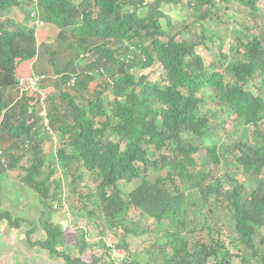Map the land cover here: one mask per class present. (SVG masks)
<instances>
[{
  "label": "trees",
  "instance_id": "1",
  "mask_svg": "<svg viewBox=\"0 0 264 264\" xmlns=\"http://www.w3.org/2000/svg\"><path fill=\"white\" fill-rule=\"evenodd\" d=\"M229 1L154 0L147 4L144 0H0V193L6 175L21 168L25 173L21 182L47 209L50 204L46 202L59 200L61 189L60 182H55L54 190L49 189L55 162L70 173L73 182L88 174L95 183L97 207L85 210L86 215L96 221L97 217L107 219L111 230L120 231L116 248L132 257L120 264H142L139 249L129 253L126 242L140 233L142 225L129 218L130 210L151 218L155 234L167 239L162 243L155 238L158 251L152 250L145 264H228L220 241L189 242L185 237L196 232L201 208L207 205L216 224H232L236 249L244 246L255 252L254 234H263L264 242V133L260 124L264 122V101L246 88L263 69L264 38L248 34L246 42L235 39L230 46L234 55L220 63L221 69L214 62L206 66L194 53L196 44L182 37L190 24L168 35L170 31L161 23L165 18L170 26L163 6H185L202 20L218 11V2ZM238 1L255 9L256 0ZM13 6L36 9L44 26H54L59 30L57 39L73 48L69 61L60 64L54 76L31 73L45 76L35 90H21L16 72L20 65L38 57L37 27H18L10 18L4 19ZM199 30L205 32L202 26ZM68 35L75 43L64 40ZM87 46L94 48L92 58H80V50ZM155 62L161 68L159 79L150 81L147 73L133 74L138 69H150ZM98 67L103 68L102 73ZM72 78L74 83H70ZM94 82L98 83L93 88ZM203 88L211 89L212 100L222 112L235 115V124L253 127L260 145L250 148L238 141L227 149L204 144L211 128L198 114L204 100L196 94ZM48 89L52 91L46 93ZM42 111L47 124L40 116ZM197 152H204L199 161L193 157ZM233 152L234 165L248 178L246 185H254L250 189L227 172V161L222 164V158ZM45 166L47 176L42 173ZM208 167H223L230 187L225 188L223 181L213 177L215 172L205 170ZM207 181L210 183L204 184ZM9 184L23 197L19 180ZM125 185L135 188L128 192L123 189ZM193 189L198 190L199 199L186 196L185 190ZM89 197L85 196L84 202ZM3 219L17 229L24 222L0 209V223ZM41 229V240L32 242L31 230L25 232L26 241L46 250L49 256H59L66 264L101 261L92 255L91 262L85 263L65 252L69 235L60 224L44 220ZM82 232L81 239L74 242L79 254L87 247ZM143 250L140 254L148 253ZM168 250L170 255L165 256ZM256 261L264 264V257Z\"/></svg>",
  "mask_w": 264,
  "mask_h": 264
},
{
  "label": "rangeland",
  "instance_id": "2",
  "mask_svg": "<svg viewBox=\"0 0 264 264\" xmlns=\"http://www.w3.org/2000/svg\"><path fill=\"white\" fill-rule=\"evenodd\" d=\"M144 1L147 4H151L154 0ZM217 5L218 11L215 12L211 18L206 17L202 20L185 6H163L169 19L170 26L166 25L165 18L161 19V23L166 30L170 31V33L167 32L168 35L175 34L176 30H181L184 26L190 24L189 26L191 27L189 30L182 32V37L196 44L194 53L201 57L206 66L214 62L221 68L220 63L228 62L232 55H234L230 46H234L236 43L235 39L246 42V36L248 34L264 38V0H256L254 10L245 7L238 0H230L228 3L218 2ZM32 12L34 11L29 7L23 6L19 8L18 6H13L4 16V19L10 18L18 27L23 26L30 28L32 24H34V19L31 17ZM1 20L3 19H0V21ZM193 20L194 24L192 23ZM181 25H183V27H181ZM200 26L205 29L204 33L200 32ZM54 29L55 27L49 24L35 29L37 46H39L38 57L31 62L20 65L16 72L17 77H26L31 73H45L47 76H54L59 65L69 61L68 56L70 57L71 49L73 48L64 46L63 39H57L59 30ZM64 40L72 43L75 39L68 35L64 37ZM73 43H75V41ZM109 43L111 46L114 45L113 42ZM83 49L80 50V53H83L82 51L85 50L87 51L84 53H88L90 49L93 50L92 46H87V48ZM241 51L242 48L239 49V52ZM90 55L91 52H89V56ZM89 56L87 58H89ZM221 69L218 70L221 71ZM160 70L159 64L155 62L150 69H138L136 72L133 71V74L135 76H140L141 74L147 73L149 80L155 81L159 79ZM228 78V76H225V80H228ZM98 82H94L91 87L94 88V85ZM246 90L253 95H258V97L264 101V66L263 69L259 70L253 76ZM49 91L52 90L48 89L46 93ZM196 96H201L204 100V103L198 110V114L201 119L206 120L207 126L211 128V134L203 140L204 144L222 145L227 147V149H231L238 141L250 148L260 145L255 141V131L253 127L244 126L242 124L237 125L234 120L235 115L230 114L227 116L222 112V108L215 100H212L213 96L210 88H203ZM263 113L264 111L262 109L261 114ZM260 124L264 133V122ZM55 135L56 144L59 145L58 135L56 133ZM45 151L48 152V149L45 148ZM235 154L236 153L233 152L232 154L230 153L229 156L227 155L225 159L222 158V164H224V161H227V169H229L227 172L244 186L248 183V178L241 174V169H238V166L234 165L235 161L233 156ZM203 155L204 152H197L193 157L199 161ZM26 166L27 165H24V167ZM53 166L55 171L49 179L51 182L49 184V189L51 191L55 189V182L61 183V189L58 190L59 200L52 199L46 202L48 205L50 204L47 209L42 205L40 198L21 182V177L25 175L21 168H16L13 174L6 175L7 182L2 180L4 187L1 189L0 193L2 199L0 209L8 212L14 218H23L24 222H21L19 229L11 227L7 220L4 219L0 223V264H66L61 257H51L46 250L33 247L26 241L25 232L31 230H33L32 234L29 236L31 241L36 242L41 240L44 236L41 229L42 224L44 220L48 219L53 225L60 224L64 227L66 233L69 235L65 238L67 241L64 251L71 253L73 257H80L85 263L91 262L92 255L94 258L101 260L99 264H102V261L107 264H111L113 261L115 264H120L121 261L132 260L128 252L123 253L121 249L116 248L120 238V231L111 230L109 220L97 217L96 221L92 216L86 215L85 210L90 211L97 207V197L94 189L95 183L89 179L88 174H84L85 176L83 179H77L73 182L72 176L70 173H67V170L63 166L55 162ZM200 169L201 168L197 166L196 171ZM208 169L211 174L215 172L213 177L219 178L225 183H223L225 188L230 187L229 182L226 177H224V172L226 171L223 167H219L216 170L210 167L205 168V170ZM42 173H44V176H47L48 170L46 166L43 168ZM41 178H43V176H41L40 179ZM15 180H19L20 190L24 192L23 197L16 192V190H12V186L9 184L15 182ZM210 181L204 184L210 183ZM226 181L228 183H226ZM253 186V183H251V185H246L244 188L250 189ZM134 188V186H123V189L128 192ZM185 194L186 196L191 195L194 199H199L200 197L197 189L189 190L188 192L185 190ZM88 195H90V197L85 199L86 202H84L83 198ZM52 206L53 208L51 210L50 207ZM209 207L210 206L207 205L201 208L203 213L196 227V232H193V234L186 233V239H188L189 242L199 241L200 243H208V239L218 240L222 244V251L227 254L228 264H257L256 260L260 257H264V242L261 241L263 234L257 235V233H255L253 236L255 252L252 253V249L245 248L244 246L236 249L234 245L237 244V239L232 224L229 225L228 222L216 224L218 221L213 217V212L210 211ZM198 209H200V206H198ZM42 213L43 215H41ZM129 216V218L133 220H138L140 225L142 224L140 233L136 237H128L126 241L129 253H133L139 249V259L142 264H145L147 255L151 253L152 250L156 253L158 251V244L156 242L154 243L155 238L162 243H165L167 239L163 238L161 234H155L152 219L143 217L140 211L130 210ZM216 226H218V228ZM212 230H218V232H212ZM81 231L84 232H82V235L84 234L83 239L87 247L82 254H79L78 249L74 246V242L75 240L81 239ZM209 232H211L212 236H209ZM100 242L104 243L110 250H104L99 244ZM143 248L144 253L147 251L148 253L143 255L140 254V250ZM169 255L170 251L168 250L165 252V256ZM209 263L212 264V261Z\"/></svg>",
  "mask_w": 264,
  "mask_h": 264
},
{
  "label": "built area",
  "instance_id": "3",
  "mask_svg": "<svg viewBox=\"0 0 264 264\" xmlns=\"http://www.w3.org/2000/svg\"><path fill=\"white\" fill-rule=\"evenodd\" d=\"M35 15H36L35 12L31 13L32 18H34ZM34 24L37 26H41L43 25V22L39 21L38 19H35ZM97 71L102 73L103 69L98 68ZM87 74H91V72L87 71ZM44 78L45 76L43 74H31L26 77H20L18 80V87L21 88V90H27V89L35 90L37 84ZM70 83H74V78L71 79ZM40 116L42 117L44 124H47L48 119H47L45 111L40 112Z\"/></svg>",
  "mask_w": 264,
  "mask_h": 264
},
{
  "label": "clouds",
  "instance_id": "4",
  "mask_svg": "<svg viewBox=\"0 0 264 264\" xmlns=\"http://www.w3.org/2000/svg\"><path fill=\"white\" fill-rule=\"evenodd\" d=\"M33 11H34L35 14H36L35 17H34L33 19H34V20H35V19H38L39 21L43 22L42 20H40V18H39V16H38V13H37V10H36V9H33ZM29 15H30V14H29ZM44 24H45V23L43 22V25H41V26H44ZM34 25H35V24H34ZM35 26H36V27H41V26H37V25H35ZM110 48H112V47H110ZM110 48H109V49H110ZM93 49H94V48H93ZM85 51H87V50H85ZM85 51H83V53L80 55V58L88 57V56H89V52H91V55H90L89 57L92 58V53H93V52H92V49H90V50L88 51V53H84ZM98 68H102V67H98ZM98 68H97V69H98ZM102 69H103V68H102ZM95 73H96V72H95ZM95 73H94V74H95Z\"/></svg>",
  "mask_w": 264,
  "mask_h": 264
}]
</instances>
